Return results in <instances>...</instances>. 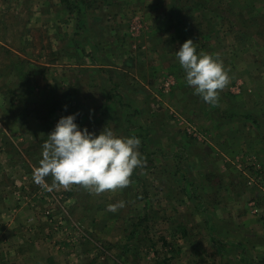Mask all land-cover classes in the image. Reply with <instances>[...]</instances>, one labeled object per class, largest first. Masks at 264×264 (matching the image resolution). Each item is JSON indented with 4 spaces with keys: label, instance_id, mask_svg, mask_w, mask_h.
I'll return each mask as SVG.
<instances>
[{
    "label": "rangeland",
    "instance_id": "374dc122",
    "mask_svg": "<svg viewBox=\"0 0 264 264\" xmlns=\"http://www.w3.org/2000/svg\"><path fill=\"white\" fill-rule=\"evenodd\" d=\"M187 39L229 74L215 104L185 82L175 52ZM100 46L110 56L94 57ZM92 62L110 65L95 87L76 66ZM0 81L40 137L61 116L100 108L117 135L140 138L144 160L124 188L48 191L19 166L28 132L0 120V220H16L0 239L32 208L52 221L36 254L0 244V264H264V0H0ZM85 93L105 101L82 104ZM36 95L52 105L21 101ZM48 106L54 118L40 130Z\"/></svg>",
    "mask_w": 264,
    "mask_h": 264
},
{
    "label": "clouds",
    "instance_id": "9594fccd",
    "mask_svg": "<svg viewBox=\"0 0 264 264\" xmlns=\"http://www.w3.org/2000/svg\"><path fill=\"white\" fill-rule=\"evenodd\" d=\"M184 71V79L194 94L215 104L229 82V74L218 53L197 52L192 39L184 41L175 52ZM76 113L59 117L43 142L38 166L33 168L36 184L51 191L57 185L92 187L97 193L124 188L136 167L144 160L139 151L141 140L135 134L117 135L104 127L96 134L76 122ZM51 175L49 185L46 177ZM123 206V202H121ZM115 210V205H109Z\"/></svg>",
    "mask_w": 264,
    "mask_h": 264
},
{
    "label": "crops",
    "instance_id": "0c3cea01",
    "mask_svg": "<svg viewBox=\"0 0 264 264\" xmlns=\"http://www.w3.org/2000/svg\"><path fill=\"white\" fill-rule=\"evenodd\" d=\"M35 20L36 19H30V23H35L36 22ZM28 21H29V19H26L25 22H28ZM63 36L64 35H62L61 39L64 38ZM87 40H89V39H86V42H88ZM81 41H84V37L81 38ZM89 45H91V44L89 43ZM100 45H102V44H100ZM100 48H101V50L99 52H98V50L96 52H94V54H93L94 57L95 56H99V54H101V55H107L108 54V52H106L104 47L100 46ZM96 49H97V47L94 48V50H96ZM86 50H87L86 48L80 49V51H82L81 54H83V56L85 54L87 56H89L88 54L92 53L90 50L89 51H86ZM12 51H14V54H17V53L19 55L22 54L21 50L16 49V48H14V50H12ZM40 53L41 52H39V54ZM62 53L65 56L68 55L66 51H63V52L61 51V54ZM107 56H110V55H107ZM52 64L53 63H51V62L50 63L49 62L43 63L42 66H44L45 72H46V66H50V67H47V69H48V68L52 67L51 66ZM54 66H57V65L54 64ZM64 66H68V64L64 65ZM76 66H81L82 67V75H85V73H92L94 75L93 78H92L93 79L92 80L93 81L92 85L94 87L96 86V83H97V81L95 79H97V78L101 79V73H104V72L107 73L108 72L107 69H102L103 66H106L107 68L110 67V65H108V64H103L102 65V64L97 63V62H92L91 64L83 63V64L76 65ZM29 69H30V67L28 69H26V70L30 71ZM48 72H51V70L48 71ZM86 79L88 80V78H86ZM51 80L52 79H49L48 81H46V86L47 87L51 86V84H52ZM19 84L21 85V87L31 86V84H33V80L31 78H29V80L28 79H23V80L19 81ZM7 86H8V83L6 84L4 81H0V87H4L5 88ZM35 87H36V85H35ZM94 90H96V88L93 89V92H94ZM4 92H5V90L4 91H0V94H2ZM80 96L82 98H80L79 101L82 104H86L88 102H92L93 104H95L97 102H101L103 99L105 101V96L102 93H93L91 97H90L89 93H85L84 95L81 94ZM0 99H1V101H0V104H1L0 110H2V113L0 112V120L3 123H5V121H10L11 120L12 124L17 125V129L20 130V131H18L19 135L21 134V130L22 131L24 130V131L28 132L26 137L30 136V139H27V142L22 144V148L19 146V151L22 152V156H23V157H21V160L19 161V166H23V167L28 166V165L32 166V167L38 166V161L41 158V151H42L43 142L47 139V134L52 130V127L49 128V126L47 128H45L46 124L48 123L46 121H49V120L54 118L53 117V113L51 112L52 107L48 106V112H45V114L43 116L40 113H38V115L35 117L38 121H40V120L43 121V123L41 122L39 124V125L43 124L41 126L40 130L42 128H45L44 131H46L43 134L44 137L42 138L37 133V132H39V130H35L34 129L35 128L34 125H32V129L28 128V124H25V121H23V119L28 118L27 114L26 113L20 114V113H18V110H17L18 108H14V101L16 99L13 100V97H10V96H8L6 94L1 95ZM38 99H39V103L40 104L52 105V98L51 97L50 98H46V96L45 97L44 96H39L38 97L37 95L34 96V97H32V96L31 97L30 96L27 97L26 96V97L22 98L21 101L23 103H25V102L28 103V102H35L34 100H36V102H37ZM4 103H5V107H3V105H2ZM104 111H105L104 109H100L99 108L89 117L86 116L85 114L83 115V117H81V115H80L79 118L77 117L78 119H76V122L78 123V125L81 128L87 127L90 131H94L96 134H99V132L101 130H103L104 127L110 128V129L113 130L114 133H116L115 128H112V126H111L112 121H113L111 119L114 118V113H109L107 111L106 112H104ZM106 115H109V116L112 115V117H110L111 119L109 117H106ZM14 131H16V129ZM120 132L121 133H125L124 129H121ZM116 134H118V133H116ZM10 136L11 135H8V137H10ZM20 139L22 140V138H20ZM0 167H2V165H0ZM5 185H4V188H5ZM65 192H67V195L69 194L68 196H70L72 199H77L76 196L72 193V191H70V190L67 191L66 190ZM31 196L33 197V199H38L36 197V195H31ZM4 199H6V195L5 194H3V195L0 194V214H2L1 212H3V210H5V208H4ZM31 210H32V212L25 213L24 215H22V219L21 220L19 218L20 217V215H19L17 220H20L21 223L18 226V230L16 228L13 229L12 232H10V233L7 232L6 235L2 239H0V244H1V246L4 249L5 248H23V249L31 248L32 252L36 254V248L39 245H42V244L45 245V243L47 244L46 241H48L47 240L48 234L46 233V229L49 227V225L52 224V221L48 220V222H45L43 220V216L40 215L41 214L40 210H37L36 212H35V210L33 208ZM33 213H34V216L36 217L35 224L26 226L27 217L32 215ZM15 221H16L15 219H12L10 221V223H9V221H5V219L3 217V220L2 221L0 220V230H2V229L8 230L9 228L11 229L12 227H10V224H13ZM14 226L16 227V225H14ZM3 233L5 234V232H3Z\"/></svg>",
    "mask_w": 264,
    "mask_h": 264
},
{
    "label": "built area",
    "instance_id": "2783aa9c",
    "mask_svg": "<svg viewBox=\"0 0 264 264\" xmlns=\"http://www.w3.org/2000/svg\"><path fill=\"white\" fill-rule=\"evenodd\" d=\"M261 167V165L260 164H258V168H260ZM259 178H262L261 180H263L264 179V177L263 176H260ZM249 183H252V184H254V182L253 181H249ZM255 210H257V209H255Z\"/></svg>",
    "mask_w": 264,
    "mask_h": 264
},
{
    "label": "trees",
    "instance_id": "16d2710c",
    "mask_svg": "<svg viewBox=\"0 0 264 264\" xmlns=\"http://www.w3.org/2000/svg\"><path fill=\"white\" fill-rule=\"evenodd\" d=\"M255 164H257V165H258V164L262 165L261 162L258 161L257 159H256V163H255ZM258 170H261V169L259 168Z\"/></svg>",
    "mask_w": 264,
    "mask_h": 264
}]
</instances>
